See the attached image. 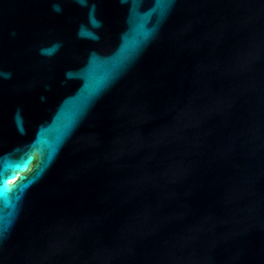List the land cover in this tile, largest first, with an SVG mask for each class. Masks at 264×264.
I'll use <instances>...</instances> for the list:
<instances>
[{
  "label": "water",
  "instance_id": "water-1",
  "mask_svg": "<svg viewBox=\"0 0 264 264\" xmlns=\"http://www.w3.org/2000/svg\"><path fill=\"white\" fill-rule=\"evenodd\" d=\"M0 264H264V0H0Z\"/></svg>",
  "mask_w": 264,
  "mask_h": 264
}]
</instances>
